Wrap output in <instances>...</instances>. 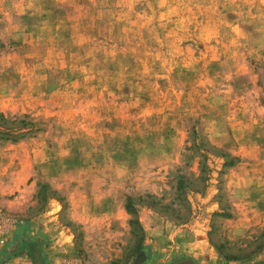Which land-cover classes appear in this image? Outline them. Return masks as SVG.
<instances>
[{"label":"rangeland","instance_id":"rangeland-1","mask_svg":"<svg viewBox=\"0 0 264 264\" xmlns=\"http://www.w3.org/2000/svg\"><path fill=\"white\" fill-rule=\"evenodd\" d=\"M0 112V260L264 264V0H0Z\"/></svg>","mask_w":264,"mask_h":264},{"label":"trees","instance_id":"trees-1","mask_svg":"<svg viewBox=\"0 0 264 264\" xmlns=\"http://www.w3.org/2000/svg\"><path fill=\"white\" fill-rule=\"evenodd\" d=\"M26 121L17 120L16 118L5 116L0 112V139L16 141L20 137H24L31 130L30 125H26ZM226 154V153H225ZM234 162L232 159L224 161V165L231 166ZM126 210L134 219L130 220V224H134L139 231L142 232L141 226L136 219V211L133 205L126 204ZM27 223L22 222L19 224L20 232L14 235L12 241L7 243L1 250L0 264H6L9 260L25 255L32 264H51L46 249L49 246V241L46 236L40 235L32 237L25 233ZM147 254L143 250H139L135 257L134 264H144ZM264 263V261H261ZM166 264H202L193 255L188 253H180L174 255ZM226 264H257V262L246 261Z\"/></svg>","mask_w":264,"mask_h":264},{"label":"crops","instance_id":"crops-1","mask_svg":"<svg viewBox=\"0 0 264 264\" xmlns=\"http://www.w3.org/2000/svg\"><path fill=\"white\" fill-rule=\"evenodd\" d=\"M184 253H188V254H191V255H195L192 251H189V250H186V249H184V251H183ZM200 262V261H199Z\"/></svg>","mask_w":264,"mask_h":264}]
</instances>
